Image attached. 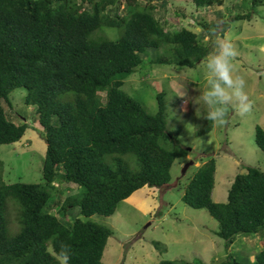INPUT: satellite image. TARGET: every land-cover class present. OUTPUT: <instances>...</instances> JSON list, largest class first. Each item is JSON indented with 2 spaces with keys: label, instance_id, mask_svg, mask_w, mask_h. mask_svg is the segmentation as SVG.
Returning <instances> with one entry per match:
<instances>
[{
  "label": "trees",
  "instance_id": "trees-1",
  "mask_svg": "<svg viewBox=\"0 0 264 264\" xmlns=\"http://www.w3.org/2000/svg\"><path fill=\"white\" fill-rule=\"evenodd\" d=\"M88 1L87 7L76 0H0V145L20 142L27 129L26 123L9 118V95L17 88L26 90L25 102L34 106L45 141L43 183L8 184L0 175V264H57L49 249L58 251L61 244L71 248L70 264H103L113 230L91 217L111 216L140 188L159 189L172 180L177 152L165 92L156 94L157 110L150 113L124 90V80L142 64L148 49L166 52L148 57L150 64L192 68L210 53L209 45L186 27L165 30L151 0L144 5L139 0ZM192 2L196 8L223 4ZM198 25L206 32L220 28L216 20ZM104 28L120 30V36L108 39ZM254 134L264 153V129L257 125ZM132 160L135 170L127 166ZM215 172L211 157L184 186L182 201L218 222L215 234L225 249L238 236L264 234V170L247 166L237 173L224 202L212 198ZM58 181L77 186L79 196L52 199ZM11 199L17 204L15 229L9 218ZM77 208L81 217L71 219L70 209ZM153 245L162 250L161 243ZM254 259L264 264V248ZM157 264L178 262L163 259ZM218 264L243 261L228 254Z\"/></svg>",
  "mask_w": 264,
  "mask_h": 264
},
{
  "label": "rangeland",
  "instance_id": "rangeland-1",
  "mask_svg": "<svg viewBox=\"0 0 264 264\" xmlns=\"http://www.w3.org/2000/svg\"><path fill=\"white\" fill-rule=\"evenodd\" d=\"M76 1L87 7L91 5L88 0ZM139 1L144 5L148 0ZM165 1L162 8L161 0H151L156 7L154 14L164 23L165 30L175 31L182 27L192 30L199 37L203 36L210 53L215 50L218 38L228 37L233 42L238 53L233 62V75L245 79L252 109L241 116L229 107L224 125L207 121L204 118L206 110L196 104L200 91L206 86L205 58L192 68L150 64L146 62L148 57L166 52L162 48L146 50L145 60L124 80L123 88L150 113L157 110L156 94L165 92L168 128L175 137L172 146L177 157L171 167L169 185L159 189L143 187L120 202L113 215L91 217L113 230L102 263L157 264L169 259L178 264H218L232 254L243 264H257L254 253L264 248V234L238 236L233 245L225 249L223 240L215 234L218 222L206 210L186 205L181 197L184 186L211 157L216 161L212 193L216 202L226 201L234 176L245 172L247 166L264 170V153L256 145L254 134L257 125L264 129V4L251 6L248 0H223L220 7L196 8L192 0ZM236 13L248 14L250 18L231 20L229 16ZM214 20L220 25L217 31L206 32L198 25ZM226 21L229 26L224 28L222 25ZM104 30L111 40L118 38L121 32L111 28ZM25 95L23 88L14 89L9 95L10 120L16 124L26 123L27 129L20 142L0 145V175L8 184L17 181L43 183V128L34 118V106L26 104ZM210 123V131L203 132ZM189 162L191 164L184 169ZM129 164L130 169H136L135 160ZM55 186L57 193L52 196L55 201L79 196L73 184L58 181ZM9 204V218L15 229L17 204L12 199ZM77 211L78 208L70 209L71 219L81 217ZM51 212L57 214L55 209ZM153 242L161 243L162 250Z\"/></svg>",
  "mask_w": 264,
  "mask_h": 264
},
{
  "label": "clouds",
  "instance_id": "clouds-1",
  "mask_svg": "<svg viewBox=\"0 0 264 264\" xmlns=\"http://www.w3.org/2000/svg\"><path fill=\"white\" fill-rule=\"evenodd\" d=\"M237 55L236 48L228 37L218 38L215 50L203 61L206 86L200 91L196 104L206 110L204 118L217 125L226 124L229 107L241 116L248 114L252 109V103L245 90V79L233 75V62ZM49 252L57 264H70L72 251L68 245L61 244L58 251L49 249Z\"/></svg>",
  "mask_w": 264,
  "mask_h": 264
},
{
  "label": "water",
  "instance_id": "water-1",
  "mask_svg": "<svg viewBox=\"0 0 264 264\" xmlns=\"http://www.w3.org/2000/svg\"><path fill=\"white\" fill-rule=\"evenodd\" d=\"M189 164H191V162L187 163V164L185 165L184 169H186V168H187V166H188Z\"/></svg>",
  "mask_w": 264,
  "mask_h": 264
},
{
  "label": "crops",
  "instance_id": "crops-1",
  "mask_svg": "<svg viewBox=\"0 0 264 264\" xmlns=\"http://www.w3.org/2000/svg\"><path fill=\"white\" fill-rule=\"evenodd\" d=\"M262 48H264V45H263V47Z\"/></svg>",
  "mask_w": 264,
  "mask_h": 264
}]
</instances>
